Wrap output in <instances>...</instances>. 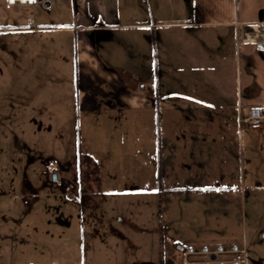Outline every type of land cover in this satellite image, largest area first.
I'll use <instances>...</instances> for the list:
<instances>
[{"label":"crops","instance_id":"0c3cea01","mask_svg":"<svg viewBox=\"0 0 264 264\" xmlns=\"http://www.w3.org/2000/svg\"><path fill=\"white\" fill-rule=\"evenodd\" d=\"M0 2V33H33L47 72L67 76L52 96L82 115L81 151L98 169L88 202L97 237L153 241L104 251L97 264H185L189 245L245 244L249 192L264 185V124L242 120L264 107V41L251 35L264 0H40L16 12ZM62 2L56 14L70 21H47Z\"/></svg>","mask_w":264,"mask_h":264},{"label":"rangeland","instance_id":"374dc122","mask_svg":"<svg viewBox=\"0 0 264 264\" xmlns=\"http://www.w3.org/2000/svg\"><path fill=\"white\" fill-rule=\"evenodd\" d=\"M66 4L70 3L56 4L53 17L44 13L45 19L69 22L67 13L56 14ZM18 7L13 11H21ZM39 9L47 11L45 4ZM2 10L0 2V15ZM7 21L17 23L13 18ZM251 35L264 41V25L252 27ZM35 41L33 33L26 37L0 33V264H40L41 260L42 264H97L104 261L99 257L104 251L153 250L150 239L103 242L97 237L99 227L91 223L97 211L88 202L95 194L89 193L92 182L98 185V169L90 156H79L82 115L70 113V104L54 103L52 93H63L69 82L66 74L47 72L50 68L44 65L50 54L44 49L38 57ZM24 44L33 49H25ZM231 55L224 62L229 72ZM253 190L242 245L248 264H264V185ZM28 220L43 224L27 225ZM25 250L43 251L45 257L23 261L20 256Z\"/></svg>","mask_w":264,"mask_h":264},{"label":"built area","instance_id":"2783aa9c","mask_svg":"<svg viewBox=\"0 0 264 264\" xmlns=\"http://www.w3.org/2000/svg\"><path fill=\"white\" fill-rule=\"evenodd\" d=\"M10 5L37 6L40 0H7ZM254 126L264 121V107L253 105L247 118ZM185 264H248L247 249L240 243L189 245L182 249Z\"/></svg>","mask_w":264,"mask_h":264},{"label":"trees","instance_id":"16d2710c","mask_svg":"<svg viewBox=\"0 0 264 264\" xmlns=\"http://www.w3.org/2000/svg\"><path fill=\"white\" fill-rule=\"evenodd\" d=\"M79 152H80L79 156H80V158H81V156L83 155V153H82V151H81V148L79 149ZM83 156H84V155H83ZM79 163H80V166H82L81 159L79 160ZM160 179H161V178H160Z\"/></svg>","mask_w":264,"mask_h":264}]
</instances>
